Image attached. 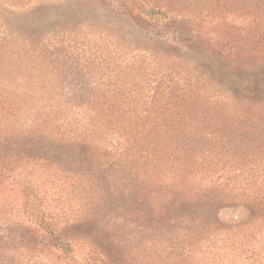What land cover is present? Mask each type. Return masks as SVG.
<instances>
[{"label": "rangeland", "instance_id": "rangeland-1", "mask_svg": "<svg viewBox=\"0 0 264 264\" xmlns=\"http://www.w3.org/2000/svg\"><path fill=\"white\" fill-rule=\"evenodd\" d=\"M141 6L168 16L170 39L179 41L175 53L170 42H160L163 54L156 60V54L132 60L137 51L126 53L125 43L111 44L107 34L99 38L100 32L127 26ZM102 22L109 28L99 26ZM61 23L74 24L68 30L73 35L68 53L85 54L81 66L62 72L67 75L63 83L56 73L49 78L31 66L30 49L21 50L31 41L27 37L59 30ZM59 31L54 38L64 43L68 35ZM261 35L264 0H0L4 93L12 86H51V99L83 102L116 81L128 79L129 85L136 80L139 96L129 95L135 111L149 109L164 131L153 151L158 160H126L113 147L105 155L91 147L72 157L46 158L39 152L14 160L17 178L37 186L41 214L59 218L74 249L65 252L53 244L24 203L27 196L16 178L0 183V264H264V203L253 202L264 200ZM140 44L159 45L146 39ZM99 46L108 56L117 52L123 61L129 58L123 66L127 75L115 73L114 65L100 68L92 56ZM161 77L179 80L171 82L176 89L190 79L191 87L200 85L199 105L174 107L172 88L156 89ZM29 107L26 112L36 108ZM6 125L3 120L0 127ZM178 130L190 132L181 148L188 158L167 147L180 136Z\"/></svg>", "mask_w": 264, "mask_h": 264}, {"label": "trees", "instance_id": "trees-1", "mask_svg": "<svg viewBox=\"0 0 264 264\" xmlns=\"http://www.w3.org/2000/svg\"><path fill=\"white\" fill-rule=\"evenodd\" d=\"M220 1L218 0V3ZM167 17L159 9L141 6L138 14L134 18L132 17L133 21L129 18L127 23L129 30H132L131 33L128 31L127 26H121L116 32L111 29V31L100 32L101 37L99 38H104L105 34H107L108 37L113 39L111 44L125 43L126 53H128V49L135 53L137 51V54L129 57L132 60L141 56L147 58L151 54H156L154 55L156 60L163 54V46L160 45V42L165 44L170 42L169 45L175 46L172 53H175L177 44H179V41L176 40L177 38L170 39L173 24H170ZM161 24L165 26L162 30L159 28ZM73 25L72 23L59 24V30H63V33L68 35L64 36V43L60 40L61 38H54L56 33H61L58 28H56V31L50 29L34 33L27 37L28 41L31 40L29 43H26V39L23 37L26 45L21 50L24 52V50L30 49V58L34 62L31 66L34 68L40 67L41 72L49 78H51L52 72L56 73V77L60 76L61 83L67 76H63L62 72L67 67L77 68L76 66H81L80 61L85 55L79 54L75 57L66 50V47L70 48L68 41L73 37V35L71 37V32L68 30L74 28ZM86 25L91 28L93 24L88 23ZM102 25L103 22L102 24L99 23V26ZM103 27L104 29L109 28L104 25ZM115 27L118 28V24ZM180 32L183 33V31ZM261 38L264 37L261 35ZM144 39L149 40L151 43H159V45L156 48L155 46L144 48L140 44ZM99 49L100 52H95L92 56L95 61L99 62L100 68L109 67L105 65H114L118 69L114 70L115 73L120 74L122 72L123 75H127L128 65H125V62L129 60L127 56H125L126 61H123L119 53L112 52L108 56L100 46ZM222 54H224L223 51ZM19 56L21 55L19 54ZM1 79L0 124L5 120V124L8 125L10 123V126L0 127V183L4 181L14 183L17 178V169L12 168L11 163L14 160L36 157L37 155L34 153L40 152L38 156L46 158L51 155L72 157L80 153L83 154L85 149L89 150V148L95 147L101 150V155H105L110 153L113 147L114 150L116 149L115 153L122 158L127 157L126 160L144 157L148 161L154 158L155 153L153 151L159 148L156 144L159 145V142L164 140L162 138L164 131L162 132L160 127L155 126L158 119L153 116L152 112L149 109L143 112L135 111L138 106L133 101V97L129 95L131 92L133 93L132 95L136 93L139 96L135 89V84H139L136 80H134L135 84L131 82L129 85H127L128 79L116 81L111 88H106L103 94L98 95L99 93L96 92L91 94L92 96L89 98L87 97V99L83 98V102H81L78 98H67V101H64L63 97L51 99L48 95L51 86L46 88L42 86L35 90H33L35 87L12 86L7 90L9 91L8 93H4L6 90L3 87H6L8 83ZM171 80H167L170 83L164 82L165 80L161 77V82L156 89L161 90V87L163 89L171 87L173 92L170 95L172 97L168 101L174 107L179 106L180 108L191 109L199 105V97L204 96V90H202L200 85L196 83L197 85L194 88L193 86L191 87L190 82L192 81L190 79L185 82L184 87L179 86L176 89L173 84H179V80H175V82ZM169 102L164 104L165 107H169ZM30 105L36 106L35 110L26 112L31 109ZM25 115H29L27 120H24ZM177 119L178 116L176 117ZM179 133L180 136L175 135L167 147L172 150V154L180 151V155H182L184 151L181 148L185 139L190 138V132L180 130ZM46 144H51L53 149L50 147L45 148ZM73 149L75 151L71 152L70 150ZM183 155L188 158L187 155ZM66 159L70 160L69 158ZM154 159L158 160L156 156ZM163 166L166 167L165 165ZM160 172H162L161 169ZM18 180L21 181L18 182ZM17 183L22 185L23 191L26 193L27 199H25L24 203L27 207H30L34 214L36 213L37 220L40 222L39 226L46 229L47 236L53 241V244L62 251H73L74 247L68 240L71 239V236H67L59 218L53 216L48 219L44 213L41 214L39 211L38 200L40 202V198L35 193L38 189L36 188L37 186L31 182V186L26 184L21 176L17 178ZM253 202L258 207H261L264 200L256 197Z\"/></svg>", "mask_w": 264, "mask_h": 264}]
</instances>
